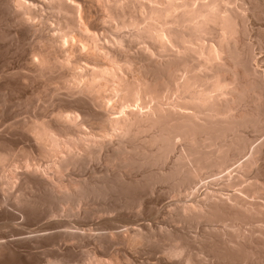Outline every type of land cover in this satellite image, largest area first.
<instances>
[{"label":"bare ground","instance_id":"6f19581e","mask_svg":"<svg viewBox=\"0 0 264 264\" xmlns=\"http://www.w3.org/2000/svg\"><path fill=\"white\" fill-rule=\"evenodd\" d=\"M2 2L0 6L6 5L10 10L7 12L9 15L11 12L16 13V18L22 22L20 24H26L29 31L26 32L36 36L37 41L33 40L36 41L35 45L33 43L35 47L30 46L33 49L29 56L31 58L27 60H30L27 65L31 64L27 69L35 73L28 71V76L32 74V78L37 79V74L44 80L47 75V85L42 81L36 94L43 91H40L42 88L45 90L43 86H47L49 93L54 95L60 88V91L67 89L68 93L65 91L64 95L68 94L69 98L64 99L60 93L58 105L53 103L57 107L51 106L52 111H46L50 112L49 117L45 113V116L36 113L26 119H16L17 122L14 120L21 129L15 123L12 124L13 121L9 123L17 128V132L11 128L15 134L23 130L32 139L30 141L37 152L34 150L35 156L32 155V149L27 151L32 147L29 146V143L32 144L30 141L26 150L27 145L21 147L17 143V149L21 150L19 153L15 152L16 145L11 147L4 139L5 147L7 144L11 148H2L4 144L1 142L0 195L4 196L1 197L11 200L16 208L33 207L40 203L46 217L54 219L48 221L62 222L66 237L74 239L81 233L73 229L78 230L80 226L77 220L73 223L69 217L82 214L91 218L103 216L96 223L112 222L116 220L112 214L118 210L121 213L124 210L139 214L145 202L143 196L157 191L169 198H165L168 207L163 204L166 208L163 215H166L165 219L178 222L177 226L179 222L183 226L199 222H222L223 225H231L228 229L235 228V233L234 230L229 231L232 234L227 237L225 225L223 228L226 231L220 230L222 227L214 231L211 228L215 227L210 224L205 225L211 227L210 231L203 229L206 232H201L203 235L195 239L193 231L192 238L188 231L180 232L183 226H179L180 230H170L156 225L153 227L149 225L150 222L145 224L146 221L140 223L135 221L137 219L129 221L125 218L128 221L122 224L126 225L123 230L116 231L114 228V231L111 228L104 232L102 229L94 235L92 228L94 237L125 245L135 243L134 246L143 241L158 243L163 247L161 256L166 255V259L179 261L180 264H206L207 258L203 256L205 248L212 251L215 263L218 261L216 258L221 259L218 264H226L223 261L225 259L229 260V264L233 261H242L244 264L246 261L248 264L251 256L262 251L258 247L264 246V179L259 175L264 164V137L257 138L258 141L253 144L248 131L260 130L257 133L260 134L264 129V69L260 70L255 65L258 63L249 39L247 22L250 17L264 13V0ZM2 12L6 13L5 10ZM9 15L7 20L13 16ZM262 28L258 29L263 31ZM260 34L263 35L262 32ZM52 72L59 75L55 77ZM51 75L54 80H59L56 86L51 82ZM10 125L9 130L12 127ZM23 135L22 138H25ZM31 155L38 160L39 157L46 160L43 163V160L39 162L41 159L35 161ZM99 159L103 160L106 168L104 172L100 171V176L84 178L82 175L79 177V174L75 177L69 172L73 169L78 171ZM204 178L210 179L206 184L204 182L206 189L198 194L196 189L199 186H196ZM112 191L123 197L116 204L107 203V196ZM40 194L44 198H40L39 202ZM2 200L1 205L6 201ZM252 221H259L258 225L263 223L258 226L260 235L255 233L256 223L255 228L251 227L249 222ZM242 222L249 223L254 232L252 234L250 228L247 230L252 235L245 236L249 234L242 232L245 230L242 229L244 226L241 228ZM18 227L16 230L20 232ZM240 235L242 239H239ZM253 235L257 238L255 241L261 244L256 247L253 245L256 251L250 246V241L255 242ZM258 237L261 239L258 240ZM193 242L198 244L196 247L203 242L204 249L199 247L198 250L203 251L199 255L196 253L198 250L194 252L195 249L190 246ZM51 244L54 245L53 242ZM87 249L83 262L80 261L82 264H123L127 258L109 252L108 256L102 257L94 250L90 252ZM119 249H122L121 246ZM262 249L263 253L257 255L260 263L264 262V247ZM177 252L179 255H176ZM207 252H204L205 256ZM200 254H203L204 262ZM208 254L209 259L212 258ZM127 259L124 264L132 260ZM257 259L254 260L256 263ZM45 262L66 264L59 255L53 254Z\"/></svg>","mask_w":264,"mask_h":264},{"label":"rangeland","instance_id":"374dc122","mask_svg":"<svg viewBox=\"0 0 264 264\" xmlns=\"http://www.w3.org/2000/svg\"><path fill=\"white\" fill-rule=\"evenodd\" d=\"M1 1H4L5 2V0H1ZM1 1H0V3H1ZM4 2H2V4L4 3ZM1 8H2V11H6V13H4V12H2L1 11V9H0V13L2 14L1 16H0V122H1V126H0V140H1V137L3 138V141L1 140L0 141V144H1V142H3V144H4V139H5V142L7 143H10L11 144V147H15V145H16V147H15V149H16V151L15 152H18L19 153V151L21 152V150H19V149H17L19 146H21V147H24V145H27V146H25V150L30 146L31 147V145H32V147L31 148H28L27 149V151H30V149H32L31 151H32V155H34L35 154V156H36V153H35V151L37 152V149H35L36 147H35V145H33L34 143L32 142V141H30V140H32L31 138H29V136L25 133V132H23V130H22V132L21 133H18L19 134V136H20V138H19V136H17L18 134H15L17 131V128H20V127H18L17 126V124L18 123H16L17 122V120H22L23 118H25V117H27L28 116V118L30 117V116H32L33 114L34 115H36V113H37V115H40V113H42V115H44L45 116V114L47 115L46 117H49L48 115H50V114H48V113H50V112H46V111H48L49 109H50V111H52V108H56L57 106L56 105H58V103L59 102H57L58 101V99L57 98H61V97H63L64 99H66V100H68V98H69V95L67 94V96H65L64 95V93H65V91L67 90L66 88H64V89H66L65 91H63V89L60 91V89L58 90V94L56 93L55 95L54 94H51V93H49V89L47 88V86H43L44 88H45V90L42 88V89H40V91L41 90H43V91H41V92H38L37 94H36V91H38L39 90V88H41V86H42V81H45V79H47V75H46V77H45V79L43 80V78H41L40 76L38 77V75L36 76L35 75V77H37V79L35 78V79H33L34 78V75H30L29 74V76H28V71H29V73H35V72H32V70L31 69H27V66L29 65H31V64H28L27 65V63H29L30 62V60H29V62L27 61L29 58H31V57H29L30 56V54L32 53L31 52V50L33 51V49H31V45H33V43H34V45L36 44L35 42L37 41V39H36V36L35 35H33V34H28V29H27V27H26V24L24 23V24H20V20L18 19V18H16V13H14V12H11V16H12V14H13V16H14V18L13 19H11L10 17L8 18V20L6 19L7 18V15H9L7 12L8 11H10L9 9H8V7L5 5H2V6H0ZM3 7H6L7 9H5V8H3ZM4 9V10H3ZM3 14H5V15H3ZM263 14V15H262ZM260 13L257 17H250L249 19L250 20H248V28H250V30H249V39H250V41L252 42V45H253V52H254V54H255V56H256V60H257V62H256V60H255V62L256 63H258V64H255L256 66L258 65L259 66V69L261 70H263L264 69V28H262V30L263 31H260L261 30V27H264V13ZM9 15V16H10ZM4 16V17H3ZM260 17V18H259ZM18 19V21H19V23H17L18 21L16 20V19ZM257 18V19H256ZM263 18V19H262ZM9 19H11L12 20V22H10L11 20H9ZM254 19V20H253ZM5 20V21H4ZM14 20H16V24L18 25V26H16V24H15V21ZM9 21V22H8ZM257 21V23H254V22H256ZM6 22V23H5ZM8 22V23H7ZM261 24H260V23ZM11 23H13V24H11ZM22 23V22H21ZM252 23H254V24H252ZM10 24V25H9ZM20 25V26H19ZM23 27H22V26ZM21 27V28H20ZM25 27H26V29L27 30H25ZM23 28V29H22ZM260 30H259V29ZM19 29V30H18ZM258 29V30H257ZM3 30V31H2ZM26 31H28V32H26ZM259 31H260V33L262 32L263 33V35L261 36V34L259 33ZM2 32V33H1ZM14 32V33H13ZM25 32V33H24ZM252 32V33H251ZM257 32L259 33V34H257ZM255 33V34H254ZM2 34V35H1ZM11 34L14 36V37H12L11 36ZM257 34V35H256ZM9 35V36H8ZM29 35H31V36H29ZM6 36V37H5ZM11 36V37H10ZM33 36H35V38L33 37ZM257 36L258 37H260L259 38V40L257 39ZM8 38V39H7ZM14 38H15V40H14ZM34 38V39H33ZM14 41H13V40ZM33 40H36L35 42L33 41ZM255 40L256 42H259V43H256L255 41L253 42V41ZM261 40V41H260ZM263 42V43H262ZM32 43V44H31ZM254 43V44H253ZM33 45V46H34ZM32 46V48H34ZM258 51V52H257ZM257 53V54H256ZM261 55V56H260ZM259 58V59H258ZM259 61V62H258ZM261 61V62H260ZM257 66V67H258ZM31 67V66H30ZM31 71V72H30ZM54 72V71H53ZM53 72H52V75H54L55 77H57L59 74L57 73L56 74V72H55V74H53ZM263 73H264V71H262ZM4 73V74H3ZM8 73V74H7ZM11 73H13V74H11ZM51 75V76H52ZM27 77V78H25V77ZM32 76H33V78H32ZM50 77V76H49ZM53 77V76H52ZM51 77V78H52ZM56 80H57V78H55ZM41 80V81H40ZM54 80V77H53V81H55V82H53L52 80H51V82L52 83H54V85L56 86V82L57 83H59L58 81L59 80ZM47 81V80H46ZM46 81L44 82V84H46ZM50 82V84L51 85H53L52 83ZM41 84V85H40ZM43 84V85H44ZM49 84V83H48ZM49 84V85H50ZM47 85V84H46ZM50 85V86H51ZM53 85V86H54ZM58 85V84H57ZM47 90V91H46ZM67 93H68V91H66ZM40 93V94H39ZM62 95H64V96H61V94ZM39 96V98H37L38 96ZM53 95H54V97H53ZM56 95H59V97L58 96H56ZM61 96V97H60ZM52 97V98H51ZM56 97V98H55ZM66 97H68V98H66ZM51 98V99H50ZM62 98V100H64ZM54 99H57V100H54ZM49 100H50V104H49ZM53 100V101H52ZM51 101H52V103H51ZM65 101V100H64ZM48 102V103H47ZM57 102V103H56ZM56 104L55 106H54V104ZM44 105V106H43ZM51 106H53L52 108H51ZM43 107L45 108L44 110H43ZM39 113V114H38ZM43 113H45V114H43ZM30 115V116H29ZM27 118V119H28ZM17 119V120H16ZM26 119V118H25ZM14 120H16V122L14 121ZM12 121H13V123H12ZM9 123H12V124H14L15 123V125L17 126V128L15 129V128H13V125L11 124H9ZM10 126H12V127H10V130L8 129V127H9V125ZM6 127L4 130H6V131H4L3 130V128H4V126ZM15 126V127H16ZM11 128H12V130L14 129V131H16V132H14V131H12L11 130ZM21 129V128H20ZM264 130V129H263ZM261 131L260 132V134H257L258 133V131H260V130H257V132L255 131L254 132V130L252 131V132H254V134H252V132H251V130L250 131H248V134H249V136H251V142L253 143V142H257L258 140H259V138L260 139H262V136L264 137V135H263V133H264V131ZM19 131V130H18ZM10 132V133H9ZM11 132H13V133H11ZM20 132V131H19ZM251 133V135H250V133ZM5 133V134H4ZM15 134V135H14ZM20 134H22V136H24L23 134H25V138H22V136L20 135ZM259 136H257V135ZM262 134V135H261ZM254 135V136H253ZM256 135V136H255ZM261 135V136H260ZM4 136V137H3ZM9 136H12V137H9ZM17 136V137H16ZM28 136V138L29 139H27L26 137ZM15 137V138H14ZM255 137V138H254ZM257 138H258V140H257ZM12 139V140H11ZM21 140V141H19V140ZM24 139V140H23ZM27 139V140H26ZM253 139V140H252ZM254 139L256 140V141H254ZM16 141V142H15ZM23 141V142H22ZM28 141H30V142H32V144L31 143H29ZM20 142H22V144L20 143ZM26 142V143H25ZM7 143V144H8ZM17 143H18V145H17ZM20 143V144H19ZM28 143L30 144L29 146H28ZM6 144V147H5V144H4V146H1L2 148L4 147V148H9L10 146H8ZM253 144H255V143H253ZM13 145V146H12ZM23 145V146H22ZM10 147V148H11ZM9 148V149H10ZM12 149H14V148H12ZM14 149V150H15ZM22 149V148H21ZM24 149V148H23ZM18 150V151H17ZM35 150V151H34ZM19 154H17V156H18ZM31 155V156H32ZM21 156V155H20ZM35 156H32L33 157V159L36 161H39L40 159V161L39 162H41L43 159L41 158V157H39L40 159L38 160V158L37 157H35ZM37 156H39V155H37ZM17 158V157H16ZM20 157L18 156V159H19ZM45 160H46V158L42 161V163L43 162H45ZM100 160L101 159H99V160H96V161H91L90 163H88L89 165L87 166V167H82V168H79L78 169V171L76 170V169H73V170H70L69 172H70V174H75V175H73V176H78L79 174V177H81V175H82V177L84 176V178H87V177H90V176H100V175H102V172H104L105 170L104 169H106L105 168V165H103L104 164V162H102L103 160H101V163H100ZM98 161V162H97ZM94 163V164H93ZM263 165V168L261 167V165H260V167L262 168V172H263V170H264V164H262ZM260 168V169H261ZM259 169V170H260ZM74 170H75V172H74ZM104 170V171H103ZM72 171V172H71ZM81 171V172H80ZM100 171H102V172H100ZM93 172V173H92ZM100 172V173H99ZM259 172H261V170L259 171ZM262 172H261V174L259 175L260 177H261V179L263 178L264 179V172H263V174H262ZM91 173V175H89ZM85 175H86V177H85ZM263 175V176H262ZM210 178H204V181L203 180H201L202 182H199V184L196 186V190H197V193L198 194H201L205 189H206V185H204V182H205V184L208 182V180H209ZM205 180H207V181H205ZM203 183V184H202ZM202 188H201V187ZM235 187H237V186H235ZM235 187H233L232 189H234ZM205 188V189H204ZM204 189V190H203ZM201 191V192H200ZM138 193V192H137ZM154 193H155V195H154ZM152 195H154V196H152V195H148V196H143L144 197V199H143V201H145V202H143L144 204V206L142 207V211L139 213V214H135V213H133L132 211H131V213H132V215H131V213H129V211H124V210H122V213H121V211L120 210H118V211H115V213H113L112 214V216L113 215H115V221H114V219H113V221L112 222H101V223H96L97 222V220L98 221H100V219L103 217V216H100V217H94V218H91V217H88L87 215H85V214H82V213H80V214H82V215H79V216H74V217H69V219H71V220H73V223L74 222H76V220H77V222H78V224H79V226H80V229H76V228H74L73 230H76V231H78L79 233H81V234H79V235H77L74 239H72V238H70L69 236H67L66 237V233L64 232V227L65 226H63V223L62 222H60V221H48V220H51L52 218H48V217H46V213H44V207H41L40 208V203H37V204H35L36 205V207H35V205L32 207V206H18V208H16L14 205H13V202L11 201V200H9L8 198H3L4 196L1 194L0 195V202H1V200H2V202H4V200H6V201H8V202H6L5 201V203H2V205L0 204V231L2 230V231H4V233L1 231L0 232V244H1V246H0V264H47V262H45V260H47V258L48 257H50L52 254L53 255H55V256H58L59 255V257L60 258H62V260H63V262L64 263H66V264H82L81 262H83L82 261V259H84L85 258V254H86V249L88 250V251H90V252H93L92 250H94V253H97L99 256L100 255H102V257H104V255H106V256H108L109 255V253H111V254H116V255H118V256H121V258L122 257H124V258H126L125 256H127V258H129V259H132L130 262H129V264H180V262L179 261H174L173 259H171L172 260V262H171V260H170V258H168V259H166L167 258V256L165 255V256H161V255H163L162 253H163V247H162V245H159L158 243H153V242H145V241H143L142 243H136L137 244V246H134L135 245V243L132 245V244H128V245H125L126 243H122V244H120V242H118V241H114V240H107V239H105V238H103V237H101V238H96V237H94V235L97 233V230H98V232H100V231H102V229H103V231L105 232V231H108V230H111V228H112V230H114L115 231V229L114 228H116V231L118 230V231H120V230H123L124 228H126V225H122V224H124V223H126L128 220L129 221H134L135 219H137V220H135V221H139L140 223H144L145 221L147 222H145V224H148L149 222H150V224L149 225H154L153 227H155V225H156V227H158V226H161L162 228H165V229H170V230H173V229H181L180 227H182L183 226V223H181V222H179V226H177V223L178 222H175V221H171V220H169V219H165V217L164 216H166V215H163V213H165V211H166V208L165 207H168L167 206V202H168V200H169V198L168 197H166L165 195L164 196H162V194L161 193H157V191H155ZM158 194H160V195H158ZM41 195V194H40ZM39 195V197H38V201L40 202L44 197H43V195H41L40 196ZM114 195V196H113ZM1 196H3V197H1ZM150 199H148V198ZM160 197H162V198H160ZM176 197V196H175ZM178 197H181V196H177V198ZM40 198H41V200H40ZM122 196L121 195H118V192H116V191H112V194H110V195H108L107 196V199H109L108 201H107V203H109V202H111V203H115L116 204V201L118 200V201H120V200H122ZM168 199V200H166V199ZM177 198H175V199H177ZM129 199V198H128ZM159 199V200H158ZM36 200H37V198H36ZM153 202H152V201ZM9 201H11V202H9ZM148 201H150V202H148ZM164 201V202H163ZM147 202V203H146ZM152 202V203H151ZM159 202H162V203H159ZM42 203V202H41ZM166 204V206L165 205H163V204ZM3 204H5V205H3ZM159 206H158V205ZM7 205V206H6ZM151 205V206H150ZM3 206H4V208H3ZM42 206V205H41ZM165 206V207H164ZM6 207V208H5ZM11 207V208H10ZM30 207L32 208V209H30ZM161 207V208H160ZM163 207V208H162ZM1 209H3V210H1ZM42 209V210H41ZM158 209V210H157ZM162 209V210H161ZM28 210V211H27ZM19 213V214H18ZM29 213V214H28ZM36 213V214H35ZM118 213V214H117ZM120 213V214H119ZM148 213V214H147ZM153 213V214H152ZM156 213V216L154 217L153 215ZM122 214V215H121ZM135 214V215H134ZM142 214V215H141ZM13 215H14V218H12L13 217ZM43 215V216H42ZM118 215V216H117ZM152 215V216H151ZM161 215H163V216H161ZM16 216V217H15ZM18 216V217H17ZM19 216H20V218H19ZM32 216V217H31ZM123 216V217H122ZM147 216H150V217H147ZM35 217V218H34ZM45 217V218H44ZM75 217H77V218H75ZM117 217V218H116ZM130 217V218H129ZM163 217V218H162ZM11 218V219H10ZM15 218H17V219H15ZM39 218V219H38ZM48 218V219H47ZM96 218V219H95ZM120 218V219H119ZM125 218L126 219H128V220H125ZM144 218V219H143ZM148 218V220H146ZM151 218H153V219H151ZM160 218V219H159ZM162 218V219H161ZM16 221H15V220ZM38 219V220H37ZM94 219V220H93ZM124 219V220H123ZM132 219H134V220H132ZM150 219V220H149ZM19 220V221H18ZM52 220H54V219H52ZM102 220V219H101ZM117 220H123V222H121V221H118L117 222ZM161 220V221H160ZM168 220V222H166V221ZM23 221V222H22ZM35 221V222H34ZM44 221V222H43ZM48 221V222H47ZM94 221H95V223H94ZM126 221V222H125ZM158 221V222H157ZM4 222V223H3ZM32 222V223H31ZM47 222V223H46ZM88 222H89V224H88ZM92 222V223H91ZM138 222V223H139ZM151 222H152V224H151ZM175 222V223H174ZM254 222V223H253ZM258 222L259 221H252V222H249V223H251L250 225H251V227H254V225H255V223L257 224V225H255V229L257 230H255L256 232L255 233H258L259 231H258V229H259V227L258 226H261L263 223H261V221H260V223H261V225L259 224L258 225ZM3 223V224H2ZM11 223V224H10ZM12 223H13V225H12ZM15 223V224H14ZM42 223H46L45 225L44 224H42ZM51 223H52V225H51ZM58 223V224H57ZM59 223H60V225H59ZM81 223H83V224H81ZM137 223V222H136ZM170 223V224H169ZM172 223V224H171ZM208 222H201V224H200V222L197 224H193L192 226H194V228L192 227V226H186L185 224H184V228L182 227V230H180V232H185V233H187V231L189 232L188 234H189V236L191 237H194L195 239L196 238H198L199 239V237L198 236H202L203 235V233L204 232H206L207 230H209L210 231V228L211 227H215V228H211L212 230H214V231H218V229H220L221 227V229L220 230H223L224 231V229L225 228H223V227H225L226 226V229H227V231H226V229H225V231H226V233L225 234H227V237H230L229 235H231L232 233H230L229 231H231L232 232V230H234L233 231V233H235V228H232V230L231 229H228V228H230V226L231 225H227V224H225L224 223V225L222 224V222H213V223H211V222H209L208 224H207ZM218 223V224H217ZM223 225V226H220L221 224ZM242 223H244V222H242ZM242 223H241V228H242V226H244L242 229H245L244 231H242L243 233L246 231L247 233H245V234H249V235H245V236H250V235H252L253 233L252 232H254V231H252L253 229L251 228V227H249V223H244V225H242ZM253 223V224H252ZM6 224V225H5ZM16 224H17V226H21L20 228L18 227V229L20 230V232L18 231V230H16ZM24 224H27V225H24ZM40 226H39V225ZM42 224V225H41ZM57 224V225H56ZM88 225V226H85V225ZM94 224V225H93ZM110 224V225H109ZM159 224V225H158ZM174 224H176V225H174ZM210 224L212 225L211 227H208V226H210ZM23 225V226H22ZM33 227V229H32V231H31V226ZM95 225H96V227H95ZM98 225V226H97ZM174 225V226H173ZM203 225H204V227H203ZM205 225H208V226H205ZM9 226V227H8ZM10 226H12V227H10ZM16 226V227H15ZM26 226V227H25ZM29 228H28V227ZM34 226H35V228H34ZM42 226V228H40ZM52 228H51V227ZM56 226V227H55ZM61 226V227H60ZM102 226V227H101ZM107 226H109V227H107ZM111 226V227H110ZM122 226H124L123 228H122ZM166 226V227H165ZM186 226V227H185ZM218 226V228H216ZM220 226V227H219ZM229 226V227H228ZM233 226V225H232ZM15 227V228H14ZM37 227V228H36ZM46 227V228H45ZM58 227V228H57ZM63 227V228H62ZM81 227H83V228H85V229H88V231L87 230H85V229H82ZM86 227H89V228H86ZM101 227V228H100ZM168 227V228H167ZM170 227V228H169ZM175 227V228H174ZM208 227V228H207ZM234 227H236V226H234ZM258 227V228H257ZM5 228H6V231H5ZM13 228V229H12ZM39 228L41 229V230H43V231H41V230H39ZM51 228V229H50ZM54 228V229H53ZM57 228V229H56ZM60 228V229H59ZM92 228H93V234H92ZM118 228V229H117ZM173 228V229H172ZM188 228V229H187ZM197 228V229H196ZM206 228V231L204 230L203 231V229H205ZM240 228V230H242ZM250 228V230H251V233H249V231L247 230V229H249ZM11 229V230H10ZM21 229H23V230H21ZM25 229V230H24ZM27 229V230H26ZM35 229H37L36 231H35ZM201 229V230H200ZM216 229V230H215ZM16 230V231H15ZM39 230V231H38ZM47 230V231H46ZM84 230V231H83ZM91 230V231H90ZM100 230V231H99ZM196 230H198V231H196ZM15 232V233H12V232ZM26 231H30L29 233L28 232H26ZM35 231V232H34ZM60 231V232H59ZM63 231V232H62ZM81 231V232H80ZM85 231H87V233L85 232ZM90 231V232H89ZM96 231V232H95ZM193 231V232H192ZM195 231V232H194ZM24 234H23V233ZM37 232V233H36ZM39 232V233H38ZM59 232V233H58ZM83 232V233H82ZM191 232L192 233H194L193 235H191ZM198 233V235H197V233ZM200 232V233H199ZM201 232H203L202 234H201ZM239 232V231H238ZM241 232V231H240ZM11 235H10V234ZM17 233H19V235L17 234ZM22 233V234H21ZM26 233V234H25ZM43 233H45L44 235H43ZM47 233V234H46ZM54 233V234H53ZM56 233V234H55ZM91 233V234H90ZM243 233H242V235H243ZM5 234V236H3V237H1L2 235H4ZM16 234V235H15ZM33 234V235H32ZM63 234V235H62ZM89 234H90V236H89ZM229 234V235H228ZM241 234V233H240ZM259 234V233H258ZM258 234H256L257 236H258ZM13 235V236H12ZM40 235V236H39ZM49 235V236H48ZM58 235H60V237L58 236ZM89 237H88V236ZM260 235V234H259ZM9 236V237H8ZM57 236V237H56ZM87 236V237H86ZM226 235H224V237H225ZM241 236V235H240ZM240 236H238V237H240ZM15 237V238H14ZM22 237H24V238H22ZM41 237V238H40ZM79 237V238H78ZM191 237V238H192ZM252 237V236H251ZM251 237H250V240H251ZM260 237V236H259ZM258 237V240L259 239H261V238H259ZM11 238H12V240H11ZM61 238H63V240H61ZM67 238V239H66ZM95 238H96V241H95ZM253 240L255 241L256 239H255V237H254V235H253ZM54 239V240H53ZM68 239L70 240V242H71V240H73L71 243L68 241ZM76 239V240H75ZM239 239H242V236L239 238ZM18 240V241H17ZM24 240V241H23ZM28 240V241H27ZM53 240V241H52ZM58 240V241H57ZM78 240V241H77ZM84 240V241H83ZM85 240H86V243H85ZM95 242H94V241ZM5 241V242H4ZM12 241V242H11ZM51 241V242H50ZM65 241H67V242H65ZM75 241V242H74ZM212 241H214V239H212ZM41 242V243H40ZM54 243V245H52L51 243ZM64 242V243H63ZM106 242V243H105ZM107 242H108V244H107ZM115 242V243H114ZM251 243H252V245H250V246H255L256 247V245L258 244V246H260L261 244L260 243H258L257 241H255V242H252V241H250ZM257 242V243H256ZM8 243V244H7ZM90 243H92V245L90 244ZM96 243H97V245H98V247H97V245H96ZM119 243V244H118ZM195 243V244H194ZM203 243V242H202ZM202 243L200 244V246L199 247H203V245H202ZM253 243H255V244H253ZM5 244V245H4ZM71 244V245H70ZM95 244V245H94ZM101 244V245H100ZM139 244V245H138ZM143 246V247H141V245ZM148 244V245H147ZM190 244V243H189ZM197 243L196 242H193V244L191 243L190 244V246H192L193 248L192 249H195V250H193L194 252H196L198 249H199V247H196V246H198V244L196 245ZM49 247H48V246ZM115 245V246H114ZM119 245V247H117ZM82 246L84 247V248H82ZM120 246H121V248L122 249H119L120 248ZM131 246V247H130ZM157 246V247H156ZM254 246H253V248H254ZM257 246V247H258ZM114 247H115V249L116 250H114ZM124 247H126V248H124ZM129 247H130V249H129ZM145 247V248H144ZM194 247H196V248H194ZM201 247V248H202ZM262 247H264V246H261V247H258V248H260L262 251H263V249H262ZM40 248H43V250L42 249H40ZM91 248V249H90ZM100 248V249H99ZM134 248H136V249H134ZM139 248V249H138ZM200 248V249H201ZM32 249H33V251H32ZM46 249V250H45ZM51 249V250H50ZM78 249V250H77ZM102 249V250H101ZM131 250V251H129V250ZM204 249V247L201 249V250H203ZM209 248H205V250H203L205 253H206V251H208L207 252V254H206V256H205V253L203 252V254H200V258H202V255L204 256V258H207V260H206V262H204V259H203V262L204 263H206V264H210V263H212L213 264V262L215 261L214 259V257H212V251L209 249ZM80 250H82V251H80ZM121 250V251H120ZM133 250H135L134 252L135 253H133ZM147 250H149V251H147ZM254 250L256 251L257 249H255L254 248ZM37 251V252H36ZM45 251V253H43ZM77 251V252H76ZM144 251V252H143ZM262 251H259L260 253H263ZM51 252H53V253H51ZM109 252V253H108ZM116 252V253H115ZM129 252V253H128ZM199 252H200V250H198L196 253L199 255ZM202 252H200V253H202ZM258 251L254 254V255H256L255 257V259L253 258L254 257V255L253 256H251L252 257V259L251 258H249L250 260V263H249V261H247L248 262V264H258V262H259V264H263L264 262L262 261L263 259H261V261L263 262H261L260 263V259L257 257V255H260V253H259ZM29 253V254H28ZM65 253V254H64ZM85 253V254H84ZM125 253V254H124ZM129 255H127V254ZM150 253V254H149ZM151 253H153V254H151ZM208 253H210L211 254V256L210 257H212V258H210L209 259V254ZM257 253H259V254H257ZM47 254V255H46ZM57 254V255H56ZM131 254V255H130ZM165 254V253H164ZM41 255V256H40ZM50 255V256H49ZM84 256V257H83ZM105 256V257H106ZM208 256V257H207ZM46 259H45V258ZM132 257V258H131ZM166 257V258H165ZM124 259V261L126 262V260L128 261V259ZM160 259V261H159V259ZM258 258V259H257ZM152 259H153V261H152ZM208 259H209V261H208ZM213 259V260H212ZM248 259V258H247ZM257 259V263H256V261H254V260H256ZM66 260V261H65ZM155 260V261H154ZM157 260V261H156ZM170 260V261H169ZM212 260V261H211ZM219 261V262H221V259H217L216 258V261ZM223 260V259H222ZM251 260H253V262H251ZM81 261V262H80ZM135 263H134V262ZM148 261V262H147ZM152 261V262H151ZM169 261V262H168ZM218 261L215 263L214 262V264H218ZM223 261H225V263L226 264H229L230 262H227V261H229V260H227L226 261V259L225 260H223ZM70 262V263H69ZM72 262V263H71ZM125 262H123V264L125 263ZM164 262V263H163ZM178 262V263H177ZM207 262H209V263H207ZM234 262H236V263H234ZM242 263V264H244L242 261H233L232 262V264H238V263ZM245 262V264H247L246 263V261H244ZM255 262V263H254ZM182 263V262H181ZM223 264H224V262H222ZM126 264H128V263H126Z\"/></svg>","mask_w":264,"mask_h":264},{"label":"snow or ice","instance_id":"6c2138e0","mask_svg":"<svg viewBox=\"0 0 264 264\" xmlns=\"http://www.w3.org/2000/svg\"><path fill=\"white\" fill-rule=\"evenodd\" d=\"M176 255H179V253L177 252Z\"/></svg>","mask_w":264,"mask_h":264}]
</instances>
